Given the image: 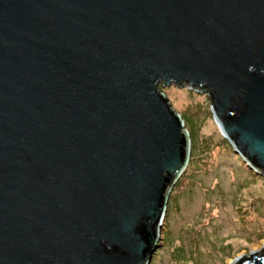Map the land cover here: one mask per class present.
Returning <instances> with one entry per match:
<instances>
[{
	"label": "water",
	"instance_id": "obj_1",
	"mask_svg": "<svg viewBox=\"0 0 264 264\" xmlns=\"http://www.w3.org/2000/svg\"><path fill=\"white\" fill-rule=\"evenodd\" d=\"M160 84L264 178V0H0V264L150 263L191 146Z\"/></svg>",
	"mask_w": 264,
	"mask_h": 264
},
{
	"label": "rangeland",
	"instance_id": "obj_2",
	"mask_svg": "<svg viewBox=\"0 0 264 264\" xmlns=\"http://www.w3.org/2000/svg\"><path fill=\"white\" fill-rule=\"evenodd\" d=\"M159 88L182 114L191 146L149 264H230L264 243V178L222 136L205 93Z\"/></svg>",
	"mask_w": 264,
	"mask_h": 264
},
{
	"label": "trees",
	"instance_id": "obj_3",
	"mask_svg": "<svg viewBox=\"0 0 264 264\" xmlns=\"http://www.w3.org/2000/svg\"><path fill=\"white\" fill-rule=\"evenodd\" d=\"M181 117H182V119H183V116H182V114H181ZM184 120V119H183ZM185 122V121H184Z\"/></svg>",
	"mask_w": 264,
	"mask_h": 264
},
{
	"label": "bare ground",
	"instance_id": "obj_4",
	"mask_svg": "<svg viewBox=\"0 0 264 264\" xmlns=\"http://www.w3.org/2000/svg\"><path fill=\"white\" fill-rule=\"evenodd\" d=\"M230 263V262H229Z\"/></svg>",
	"mask_w": 264,
	"mask_h": 264
}]
</instances>
